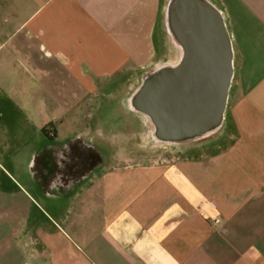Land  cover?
<instances>
[{"label": "crops", "instance_id": "obj_1", "mask_svg": "<svg viewBox=\"0 0 264 264\" xmlns=\"http://www.w3.org/2000/svg\"><path fill=\"white\" fill-rule=\"evenodd\" d=\"M168 1L0 0V161L42 166L0 264H264V0H207L231 52L220 129L151 161L120 148L125 99L174 53Z\"/></svg>", "mask_w": 264, "mask_h": 264}, {"label": "water", "instance_id": "obj_2", "mask_svg": "<svg viewBox=\"0 0 264 264\" xmlns=\"http://www.w3.org/2000/svg\"><path fill=\"white\" fill-rule=\"evenodd\" d=\"M175 2L185 4L181 7L182 14L185 10L187 11V24L190 27L184 36L187 40L195 42L192 51L187 54L189 58L194 59L193 62L186 63L179 71L186 75L182 89H185L187 93L190 92L191 100L194 95L198 99L201 94L205 124L198 129L181 123L186 113L180 112V107L190 103L189 95L185 98L181 97L178 101L176 94H173L172 99L163 100L160 102L162 107L159 106L156 109L152 98L154 92L152 79L158 72H166L165 66H157L145 72L138 85L125 99V106L129 112L144 115L151 123L148 133L154 143L173 146L186 145L195 136H199L201 140L207 139L220 129L232 78L230 50L227 44L229 37L224 33L222 20L215 21L218 32L214 35L209 26L211 14L205 6L199 10L196 7H190L192 0H169L166 5L168 24L171 8ZM170 27L172 26L168 25L170 34L177 35L179 39L183 38L184 32ZM199 39L202 42L196 44ZM158 119L160 124H155L154 122ZM182 141L185 142L181 143Z\"/></svg>", "mask_w": 264, "mask_h": 264}, {"label": "rangeland", "instance_id": "obj_3", "mask_svg": "<svg viewBox=\"0 0 264 264\" xmlns=\"http://www.w3.org/2000/svg\"><path fill=\"white\" fill-rule=\"evenodd\" d=\"M164 46L173 47L165 29L162 32ZM129 127L120 129V148L123 152L140 154L144 160L151 161L157 158L172 157L192 151L191 145H167L154 143L148 133V126L144 119H140L131 112L126 113ZM119 130V129H118ZM112 129V134L115 135ZM114 152H119L114 151ZM42 166L40 160H10L0 161V244L10 242V221L24 212L31 213L32 217L40 216L38 208L42 206L35 181L40 176ZM31 176V179H29ZM2 182V184H1ZM32 183V186H31ZM53 215L54 210L44 208Z\"/></svg>", "mask_w": 264, "mask_h": 264}, {"label": "flooded vegetation", "instance_id": "obj_4", "mask_svg": "<svg viewBox=\"0 0 264 264\" xmlns=\"http://www.w3.org/2000/svg\"><path fill=\"white\" fill-rule=\"evenodd\" d=\"M185 6V4H180L179 2H175L172 5L171 8V14L169 16V24H168V20H167V16H166V9H165V13H164V26H165V30L166 33L169 36V39L173 45L174 48V53L173 56L166 60L164 63L158 65L163 67H166V72H158L157 74H155L153 76V102H155V107L157 109V107L160 106V102H163V100H169L170 98H173V94H176V98L178 101H180L181 97L185 98V96L188 97L189 95V100L190 103H187L184 107H180V112L183 111L184 114V120L181 122L183 123V125H190V126H194L198 129H201L202 126L205 124V118H204V106H203V102H202V98H201V94L198 96V99H196V95H194L191 100L190 98V92L187 93V91L185 89H182V86H184V79L186 77V75L184 73L179 72L183 66L186 63H190L193 62L194 59L189 58L187 56V54L189 53V51H192L191 49L193 48V45L195 44V42L189 41L186 39V37L184 36L185 34H187L188 30H189V25L187 24V11L185 10L184 13L182 14V6ZM190 7L192 6L193 8L196 7L197 9L201 10V7L204 6L207 8V10L209 11V13L211 14L210 16V28L212 33H214V35H217L218 29L216 28V20H220L221 21V17L219 12L213 7V5L207 1V0H192L191 4H189ZM175 14V15H174ZM168 25L172 26L174 28V30L176 29L177 31L179 30L180 32H184V34L182 35L183 38H180L177 35H172L170 34L168 29ZM170 27V28H172ZM223 30V29H222ZM224 33L227 36V32L224 29ZM202 36V35H201ZM227 44L230 50V44H229V39H227ZM202 42L201 39H199L198 41H196V44ZM200 44V43H199ZM230 57H231V52H230ZM157 67V66H156ZM175 91L177 93H175ZM167 94V95H166ZM166 96H168V98L166 99ZM162 107V105L160 106V108ZM159 108V109H160ZM138 118L140 119H144L145 123L148 126V129L151 126V123L149 122V120L144 116V115H137ZM155 124H160L159 119L157 121L154 122ZM201 138L199 136H195L193 138L192 141H188V144H193V143H198L201 142ZM185 141H182L181 143H184ZM82 165V168H79V170H74V169H70V166L68 167L67 165H64L63 163H57L54 162L53 167L55 169H57L58 174H61V170L64 171V176H60V181H64L65 180V175H67V173H71L73 176L76 175V173H80L81 170H85L83 167V164L80 163ZM80 165V167H81ZM63 175V174H62ZM67 178V177H66ZM73 178V177H72ZM58 179V180H59Z\"/></svg>", "mask_w": 264, "mask_h": 264}]
</instances>
